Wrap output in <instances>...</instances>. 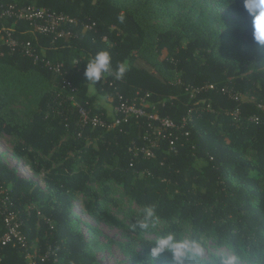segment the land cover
<instances>
[{"label": "trees", "instance_id": "obj_1", "mask_svg": "<svg viewBox=\"0 0 264 264\" xmlns=\"http://www.w3.org/2000/svg\"><path fill=\"white\" fill-rule=\"evenodd\" d=\"M5 3L96 23L54 42L27 22L0 23V34L7 29L30 40L39 54L36 62L0 45V136L10 137L13 156L43 182L19 176L0 158V198L19 214L27 247L35 255L48 252L44 264H101L94 252L98 231L74 210L79 200L92 221L122 230L125 240L115 243L134 264H174L171 248L151 251L168 235L199 246L209 239L242 264H264V45L252 37L244 0H0ZM100 51L110 54L113 69L127 62L128 71L119 80L103 77L90 93L84 70ZM47 60L62 62V73ZM207 84L214 89L201 88ZM97 93L113 104L118 93H149L147 112L175 122L195 103L189 135L178 131L171 149L169 130L148 135L146 118L109 129L83 124L78 104L114 119ZM152 138L156 156L135 155ZM0 257V264H27L19 247L0 246ZM222 257L183 260L219 264Z\"/></svg>", "mask_w": 264, "mask_h": 264}, {"label": "built area", "instance_id": "obj_2", "mask_svg": "<svg viewBox=\"0 0 264 264\" xmlns=\"http://www.w3.org/2000/svg\"><path fill=\"white\" fill-rule=\"evenodd\" d=\"M3 20H13L14 22H27L33 33L40 35H51L52 42L58 39H65L68 37L77 36L78 33L86 30H92L96 23L89 19L82 20L77 17L71 16L63 12H57L53 9L44 6H37L35 4H17V3H5L0 4V23ZM4 32L0 34V45H6L11 52L17 50L21 51L24 55L32 58L34 61H38L39 54L30 40L25 42L19 41L12 36V32L7 29H3ZM76 30V31H75ZM106 39V36H103ZM45 65L52 69L55 73L61 74L63 63L56 62L51 63L45 61ZM64 85L70 88L71 92L76 91V87L73 86L68 80H64ZM202 89H214L213 84H207L201 87ZM224 92V89H222ZM226 92V91H225ZM140 96L136 93L135 96L125 97L118 93L115 98V103L112 106V112L115 114L112 121H107L103 118V114L90 115L88 110L82 105H77V112L83 122V124H90L92 127H106L114 128L123 123H127L131 117L134 118H146V132L147 134L164 135L163 130H169L170 148L174 149L175 141L177 140V132L179 131L184 136L189 135L187 129L188 123L193 118L195 113V103L190 105L185 114L180 118L179 122H175L168 116H161L157 111L151 113L147 112L145 106L146 97ZM234 99H238V95H234ZM207 110L209 105L207 104ZM154 108V107H153ZM251 120H257L255 115H251ZM159 147L157 140L149 139L147 144L136 147L137 151L135 155H143L147 159L154 158L156 156L155 149ZM0 212H2V222L0 225V246H12L19 247L24 250V257L27 264H44L49 258V253L35 255L31 249L27 247V237L21 229L22 220L19 214L14 210H9L5 199L0 198ZM1 261V257H0Z\"/></svg>", "mask_w": 264, "mask_h": 264}, {"label": "clouds", "instance_id": "obj_3", "mask_svg": "<svg viewBox=\"0 0 264 264\" xmlns=\"http://www.w3.org/2000/svg\"><path fill=\"white\" fill-rule=\"evenodd\" d=\"M243 7L249 17H251L252 37L255 42L264 45V0H244ZM123 21V16L119 17ZM128 71L127 62L119 63L115 69L112 67L111 56L107 51L97 52L93 57L89 58L84 70V76L87 81L95 85L96 82L108 75H114L117 80L122 79ZM94 88V87H93ZM147 217L154 215V209L147 206L144 209ZM142 228H147V223L141 224ZM166 248H171L173 252L174 264H184L183 258L191 254L193 257L202 255V248L192 242L186 241L174 242L173 236L168 235L162 237L156 242V246L151 250L152 255L156 256ZM202 264H216L215 261H206ZM219 264H240L239 258L235 255L222 257Z\"/></svg>", "mask_w": 264, "mask_h": 264}, {"label": "rangeland", "instance_id": "obj_4", "mask_svg": "<svg viewBox=\"0 0 264 264\" xmlns=\"http://www.w3.org/2000/svg\"><path fill=\"white\" fill-rule=\"evenodd\" d=\"M93 87L94 85L90 84V93H95L96 90L95 87ZM97 103L104 107V110L106 112L107 108L111 107V105L113 106L112 97L105 96V94L97 93ZM12 147L13 142L11 141L9 136L5 134L0 136V158L2 159V161L7 164L8 167L14 168L19 176L32 179L43 186L41 174H34L22 160L15 158L12 154ZM74 210L83 221H88L96 227L98 232L93 241H96L98 243V248H96L94 252L97 260L101 264H134V262H132V260H130L128 256H125L122 253V251L115 243L118 240H125L122 230L105 223H95L94 221H92L86 214L82 212L81 203L79 200L75 201ZM81 227L85 235L88 238L91 237L86 226L81 224ZM186 241L190 240L186 238ZM204 243L205 245L200 246L203 250L201 255V257L203 258H210V255H212L213 253L223 254L227 257L233 256L230 251L221 247H216L209 239H207ZM240 264H242L241 261Z\"/></svg>", "mask_w": 264, "mask_h": 264}, {"label": "crops", "instance_id": "obj_5", "mask_svg": "<svg viewBox=\"0 0 264 264\" xmlns=\"http://www.w3.org/2000/svg\"><path fill=\"white\" fill-rule=\"evenodd\" d=\"M107 112L108 113H111L112 112V105H111V107L107 108Z\"/></svg>", "mask_w": 264, "mask_h": 264}]
</instances>
